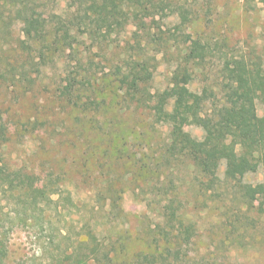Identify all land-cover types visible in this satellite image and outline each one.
<instances>
[{
  "label": "rangeland",
  "instance_id": "374dc122",
  "mask_svg": "<svg viewBox=\"0 0 264 264\" xmlns=\"http://www.w3.org/2000/svg\"><path fill=\"white\" fill-rule=\"evenodd\" d=\"M166 1L163 12L142 11L105 40L82 36L50 51L21 44L24 22L0 28V163L62 191L60 199L52 196L57 203L40 209L0 191L6 250L0 264H69L67 253L86 233L98 238L100 259L109 252L126 264L155 250L153 230L163 224L168 201H175L181 221L194 225L187 249L201 253L202 264H264L263 168L239 182L226 180L222 166L217 188L204 190L190 161L164 154L167 126L127 95L131 83L123 76L131 61L145 62L153 71L147 88L163 91L198 39L210 54L194 66L190 87L208 86L223 101L225 62L243 57L264 68V0ZM30 4L35 11L28 17L48 21L50 30L53 13L69 17L71 11L69 0ZM179 7L188 9L185 24ZM257 110L264 122L261 101ZM185 130L202 140L201 127ZM241 184L256 189L254 202L244 198Z\"/></svg>",
  "mask_w": 264,
  "mask_h": 264
},
{
  "label": "trees",
  "instance_id": "16d2710c",
  "mask_svg": "<svg viewBox=\"0 0 264 264\" xmlns=\"http://www.w3.org/2000/svg\"><path fill=\"white\" fill-rule=\"evenodd\" d=\"M31 1L0 0V28L6 29L16 21L24 22L25 40L21 44H41V48H49L48 51L63 42L68 47L82 36L92 41L105 40L124 30L131 21L138 20L140 12L145 11L147 16L155 17L158 11L163 12L170 5L166 0H69V17L53 13L49 21L54 26L50 30L48 21L35 19L33 15L28 17V13L35 11ZM45 1L57 3V0ZM177 12L185 24L189 19L188 9L179 7ZM49 36H52L51 41ZM209 54L210 48L206 44L198 39L191 40L171 74L169 86L163 91L153 93L147 88L153 71L145 62L131 61L127 64L128 73L123 75L131 83L127 95L148 109L155 123L167 126L169 136L164 154L174 161H190L203 176L205 181L201 185L206 191L217 188L222 166L225 179L232 181L240 182L260 167L264 172V122L257 110L258 101L264 104V68L262 64L243 57L225 62L221 73L227 86L222 101L208 86L200 92L190 87L194 80V66L205 62ZM190 125L202 128V140H197L185 130ZM241 189L249 203L257 199L255 188L241 184ZM0 191L22 196L25 200L21 203L34 209L57 203L52 199L55 194L59 199L62 197L59 187L55 189L41 184L29 172L6 163H0ZM258 209L264 215V201ZM29 210L33 215L32 208ZM179 210L175 208V201L167 202L163 207V224L153 230L155 250L138 253L126 264L204 262L206 258L201 253L194 256L188 253L187 246L193 243L195 228L192 223L180 220ZM81 237L77 239V247L66 255L69 264H117V256L109 252L100 259V245L95 234L86 233ZM5 257L6 250L0 242V261Z\"/></svg>",
  "mask_w": 264,
  "mask_h": 264
}]
</instances>
